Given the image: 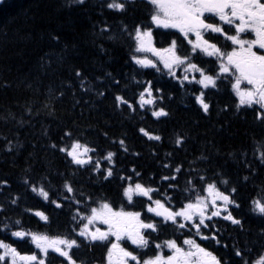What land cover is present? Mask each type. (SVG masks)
Instances as JSON below:
<instances>
[{
	"label": "snow or ice",
	"instance_id": "snow-or-ice-1",
	"mask_svg": "<svg viewBox=\"0 0 264 264\" xmlns=\"http://www.w3.org/2000/svg\"><path fill=\"white\" fill-rule=\"evenodd\" d=\"M73 2L83 4L84 0H69ZM140 5L149 8L144 21L131 27L122 23L119 33L112 32L107 23L101 28L102 35L111 33L108 40L124 38L135 45L129 57L135 72L129 84L136 91L131 100L126 94L116 93L115 108L126 109L132 115L138 111L150 112L156 119L169 116L165 107L157 105H162L166 98L171 100V92H166L159 80L137 78L146 75L147 69L165 83H174L183 90L205 116L212 108L209 92L230 85L236 111H250L254 123L264 129V0H103L101 6L125 15L137 11ZM161 28L175 31L164 33V46L157 47L154 29ZM52 39L58 41L59 37ZM149 53L152 58L146 55ZM74 72L81 78L80 69ZM106 76L111 77V73ZM111 83L120 85L115 78H111ZM80 84L83 88L84 79H80ZM97 94L104 96L103 91ZM229 110L228 104L221 109ZM138 131L149 140L162 139L143 127ZM101 135L109 140L107 132ZM65 140L70 143L65 144ZM186 142L185 134L175 133L177 149ZM110 143L118 144L125 153L129 151L124 138L112 139ZM49 147L54 153L63 154L64 171L49 165L37 179L26 174L18 191L11 190L8 180L0 178V236L3 237L0 264H52V259L60 264H87L78 256L79 250L98 243L107 249L102 258L104 264H264V229L259 232V240L251 245L247 241L241 244L239 240H233L231 245L221 244L224 239L218 226L221 221L238 227L241 232L245 229L240 216L234 215L241 208L236 199L239 188L231 183L222 167L212 166L210 157L197 156L187 161L188 167L183 162L163 163L161 167L169 174L160 176L157 184L154 180L146 183L135 166L117 169V153L98 150L76 128L66 126L59 143L53 142ZM167 155L171 157L172 153ZM253 155L264 164V139L256 141ZM241 157L244 167L254 175L255 169L246 152ZM84 173L87 184L81 177ZM113 180L119 181L117 197L121 207H115V201L105 191L94 190L97 183L103 187ZM248 180L249 176H245L244 181ZM259 192L249 200L250 211L264 218V186ZM37 198L47 208L59 210L67 217L60 225L62 231L49 235L23 226L18 217L31 215L51 227L52 218L47 211L27 205L29 199ZM137 201L139 210H134ZM124 203L133 210H126ZM168 229L171 236L161 240V233ZM26 240L37 251L28 254L18 251L14 244ZM122 241L128 247L122 246ZM204 242H215L229 249L230 258L202 246ZM164 249L170 254L165 255ZM141 250H150L152 255Z\"/></svg>",
	"mask_w": 264,
	"mask_h": 264
},
{
	"label": "trees",
	"instance_id": "trees-1",
	"mask_svg": "<svg viewBox=\"0 0 264 264\" xmlns=\"http://www.w3.org/2000/svg\"><path fill=\"white\" fill-rule=\"evenodd\" d=\"M102 3L103 0H84L83 4L69 3V0H0V178L7 179L11 190L18 191L26 174L37 179L49 165L64 171L63 154L54 153L49 145L59 143L66 126L80 130L83 139L98 150L116 152L117 169L135 166L146 183L154 180L159 184L160 176L169 174L161 167L165 162H183L188 167L187 161L205 155L210 157L213 167H222L231 183L239 188L236 199L241 208L234 215L240 216L245 231L221 221L218 225L224 237L221 244L231 245L233 240L241 244L256 243L260 230L264 229V218L250 211L249 200L261 194L259 190L264 186V164L253 155L256 141L264 139V129L254 123L250 111H236L230 85H221L219 91L209 92L212 108L205 116L183 90L174 83H165L147 69L146 75L137 78L159 80L166 92H171V100L166 98L162 105H157L165 107L169 116L156 119L150 112L138 111L132 115L126 109L117 110L115 94H126L131 100L136 91L129 84L135 72V65L129 59L135 45L124 38L108 40L107 35L111 33L102 35L101 28L107 23L112 32L119 33L122 23L131 27L135 22L144 21L149 8L140 5L137 11L119 15L103 8ZM52 36L59 40H53ZM75 69L81 70V78L75 76ZM106 73H111V77ZM111 78L120 81L119 87L112 85ZM80 79H84L83 88ZM99 91L104 96H99ZM224 104L230 106L229 111H221ZM141 127L162 139L149 140L138 131ZM103 132L109 134V140L103 138ZM176 132L187 136V142L180 149L174 145ZM121 138L125 139L127 153L118 144L110 143ZM244 152L255 169L254 175L244 167L241 157ZM245 176H249L247 182ZM81 177L87 184V174ZM180 183L183 187V177ZM118 184V180L103 187L97 183L94 190L105 191L115 201L114 206L121 207ZM27 205L47 211L52 224L47 227L31 215L18 217L25 228L49 235L62 231L60 225L67 217L59 210L47 208L39 198L29 199ZM123 206L133 210L126 203ZM134 210H139V201ZM171 234V229L163 231L160 239ZM203 245L219 256H231L229 249L215 242ZM14 246L22 254L37 251L30 240ZM106 250L99 243L93 247L82 246L78 256L87 264H104ZM141 251L152 255L150 250ZM52 264L60 261L52 259Z\"/></svg>",
	"mask_w": 264,
	"mask_h": 264
},
{
	"label": "flooded vegetation",
	"instance_id": "flooded-vegetation-1",
	"mask_svg": "<svg viewBox=\"0 0 264 264\" xmlns=\"http://www.w3.org/2000/svg\"><path fill=\"white\" fill-rule=\"evenodd\" d=\"M174 29H154V37H155V42H156V46L157 47H161L164 46L163 45V40H164V36L163 34L166 32H174ZM248 38H253V37H248ZM148 56V58H152L151 54H146ZM244 86V85H242Z\"/></svg>",
	"mask_w": 264,
	"mask_h": 264
},
{
	"label": "rangeland",
	"instance_id": "rangeland-1",
	"mask_svg": "<svg viewBox=\"0 0 264 264\" xmlns=\"http://www.w3.org/2000/svg\"><path fill=\"white\" fill-rule=\"evenodd\" d=\"M123 242V241H122ZM123 246V245H122ZM167 254H170V253H167ZM167 254H165V255H167Z\"/></svg>",
	"mask_w": 264,
	"mask_h": 264
}]
</instances>
